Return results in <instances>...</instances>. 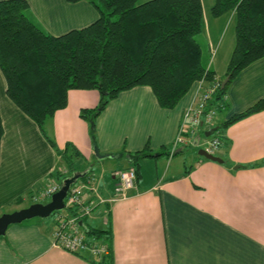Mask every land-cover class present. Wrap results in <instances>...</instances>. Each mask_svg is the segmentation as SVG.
Returning <instances> with one entry per match:
<instances>
[{
	"label": "crops",
	"instance_id": "1",
	"mask_svg": "<svg viewBox=\"0 0 264 264\" xmlns=\"http://www.w3.org/2000/svg\"><path fill=\"white\" fill-rule=\"evenodd\" d=\"M26 1L28 17L52 34L85 26L98 16L89 0ZM214 1L209 2L210 11ZM201 2L205 61L223 78L235 44V11L211 12L208 17ZM233 15L234 27L228 23L221 41L223 21ZM5 87L0 69V214L25 207L24 202H34L35 196L36 201L48 198L41 193L56 182L52 173L65 164L37 123L7 96ZM199 94L197 80L175 106L163 107L149 85L121 90L96 116L94 143L80 109L97 105L96 88H69L66 105L47 121L46 130L60 148L69 142L80 151L78 169L90 166L97 176V193L105 200L84 222L109 230L114 264H264V107L224 128V139L215 151L221 161L199 155L195 146L197 150L186 155L187 165L185 156L177 155L187 146L168 153L183 108ZM263 98L264 55L227 83L225 106L219 110L223 119L212 127ZM94 144L109 155L98 158ZM142 148L153 156L136 158L133 152ZM162 156L167 159L164 164ZM136 159V186L117 193L115 172L131 167ZM116 163L120 164L112 167ZM96 164L101 168L106 164L110 172L105 174V166L98 172ZM54 230L55 219L46 217L9 224L0 234V264H98L102 256L88 249L73 253L53 245Z\"/></svg>",
	"mask_w": 264,
	"mask_h": 264
},
{
	"label": "trees",
	"instance_id": "2",
	"mask_svg": "<svg viewBox=\"0 0 264 264\" xmlns=\"http://www.w3.org/2000/svg\"><path fill=\"white\" fill-rule=\"evenodd\" d=\"M89 1L98 10L92 22L52 34L28 17L26 0H0V69L6 81L5 92L37 123L64 161L66 169L52 173L59 184L63 177L79 170L76 158L81 153L69 142L60 148L47 132L46 123L56 109L66 105L69 88H96L100 93L97 105L80 109L94 143L96 116L121 90L146 84L161 106L173 107L194 81L209 83L217 77L196 37L204 24L201 0ZM229 10L236 15L235 44L225 74L229 79L222 86L223 78L217 77L220 84L209 102L218 106L217 112L225 106V89L231 78L264 55V0H215L211 6L213 15ZM263 107L264 98L215 125L211 136H217L220 145L227 125ZM2 134L0 115V141ZM133 155L139 158L153 153L142 148ZM137 164L136 159L131 166L135 184ZM86 167L89 170L83 179L93 172L92 167ZM65 209L54 211L55 225L60 214L76 213L74 207L66 205ZM83 229L89 237L107 243L108 252L96 262L114 264L109 230L85 224Z\"/></svg>",
	"mask_w": 264,
	"mask_h": 264
},
{
	"label": "built area",
	"instance_id": "3",
	"mask_svg": "<svg viewBox=\"0 0 264 264\" xmlns=\"http://www.w3.org/2000/svg\"><path fill=\"white\" fill-rule=\"evenodd\" d=\"M219 84L220 81L217 77H214L209 83L204 82L203 79L198 80L200 94L197 99L191 101L183 108L181 124L169 148L170 155L179 147L187 145L203 147L207 151L215 154V151L219 147V139L217 136H201L198 132V125L203 124L208 129L213 126L218 106L209 105V102ZM203 117L204 119H202ZM115 175V190L117 193L125 194L128 189L136 186V174L133 167L119 169L115 172ZM96 180L97 176L94 173H89L84 179L79 178L70 186L67 196L64 199L65 206L74 207L76 213L72 215L62 213L57 217L53 232V245L73 253L88 249L95 256H101L108 252L109 249L106 242L89 237L83 229V225L85 224L84 218L93 212L94 207L98 203L105 200L99 197L97 193ZM59 186L60 184L57 182L49 184L43 189L41 195L50 197ZM86 192L94 193L96 198H89ZM38 198V196H35L34 200L36 201ZM110 199H113V197Z\"/></svg>",
	"mask_w": 264,
	"mask_h": 264
},
{
	"label": "water",
	"instance_id": "4",
	"mask_svg": "<svg viewBox=\"0 0 264 264\" xmlns=\"http://www.w3.org/2000/svg\"><path fill=\"white\" fill-rule=\"evenodd\" d=\"M229 79V75H226L222 79L221 85L223 86ZM215 126L207 129L205 131V135H210L215 130ZM94 149L98 158H103L108 156L109 154H102L97 145L94 144ZM199 155H203L207 158L219 160L221 161V157L218 155L207 151L203 147H199L197 150ZM157 154V153H156ZM88 167L83 170H75L70 175H66L61 179V183L59 188L54 191L49 200L43 201H34L25 207H21L19 209L10 211V212H3L0 214V234H3L11 223L21 222L25 219H29L32 217H47L52 212L56 210H61L65 207L64 199L67 196L68 190L70 186L75 183L79 178L83 177L88 172Z\"/></svg>",
	"mask_w": 264,
	"mask_h": 264
},
{
	"label": "rangeland",
	"instance_id": "5",
	"mask_svg": "<svg viewBox=\"0 0 264 264\" xmlns=\"http://www.w3.org/2000/svg\"><path fill=\"white\" fill-rule=\"evenodd\" d=\"M204 1V5H205V15L206 16H208V17H211L212 16V14H211V11H210V7H209V2H211L212 0H209L208 2H207V0H203ZM229 13V12H228ZM229 22H231V24H230V28L231 29H233V27H234V23H235V16L233 15V18H231L229 21H227V20H224L223 21V25L225 26V28H224V31H222V36L220 37V39H221V41H222V39H224L225 37H226V34H225V31H227L229 28H227L228 27V23ZM219 36V35H218ZM217 36V37H218ZM196 37H197V39L200 41V42H202V43H204V41H203V34L200 32V33H198L197 35H196ZM212 48L214 49V48H216V43H214L213 44V46H212ZM205 52V51H204ZM225 77V75H223V78ZM202 119H204V117L202 118ZM221 119H223V114H221L219 111L217 112V114L215 115V121H221ZM208 128L207 127H205L203 124L202 125H198V132H199V134L201 135V136H203L204 137V134L203 133H205L204 131L205 130H207ZM212 134H210V135H208V136H211ZM208 136H206V137H208ZM197 147H199V146H197ZM197 149L195 148V146H187V147H184V148H182L181 150H179V151H181V152H179L177 155H178V157H180V158H182L183 159V157L185 156V161H186V164L188 165L189 164V159L186 157V155L188 154V153H190L191 151L192 152H195ZM162 155V154H161ZM176 155V154H175ZM113 161V160H112ZM152 161H154V158H152ZM160 161H163V164L167 161V159L164 157V156H162L161 158H160ZM120 163H116L115 165H113L112 167H115V166H117V165H119ZM144 165L145 164H142V170H146V168L144 167ZM104 166L106 167L105 168V170H104ZM104 166H102V168H103V170L105 171V174L107 175L110 171H109V169L107 168V165L106 164H104ZM63 168L64 169H66V165L64 164L63 165ZM95 168H97V170H98V172H100V170L102 169L101 168V166H100V164H96L95 165ZM155 168V167H154ZM154 168H153V171H154ZM160 171V170H159ZM40 201H43V202H45V201H47V200H49V198H40L39 199ZM29 202H24V204H27V205H29L28 204ZM26 205V206H27ZM100 208V206L99 207H94V209H93V211L95 210V212L98 210ZM63 209V212L66 210L65 209V207L64 208H62ZM56 218V213H54V212H52L50 215H48L47 217H46V219H55Z\"/></svg>",
	"mask_w": 264,
	"mask_h": 264
}]
</instances>
